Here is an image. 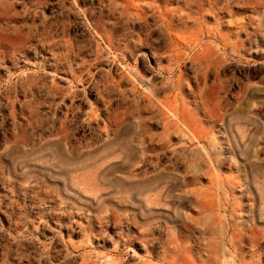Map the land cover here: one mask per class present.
Returning <instances> with one entry per match:
<instances>
[{
	"label": "rangeland",
	"instance_id": "obj_1",
	"mask_svg": "<svg viewBox=\"0 0 264 264\" xmlns=\"http://www.w3.org/2000/svg\"><path fill=\"white\" fill-rule=\"evenodd\" d=\"M0 264H264V0H0Z\"/></svg>",
	"mask_w": 264,
	"mask_h": 264
},
{
	"label": "bare ground",
	"instance_id": "obj_2",
	"mask_svg": "<svg viewBox=\"0 0 264 264\" xmlns=\"http://www.w3.org/2000/svg\"><path fill=\"white\" fill-rule=\"evenodd\" d=\"M167 110V109H166ZM171 113V112H170ZM170 115H173V114H170ZM98 157V156H97Z\"/></svg>",
	"mask_w": 264,
	"mask_h": 264
}]
</instances>
